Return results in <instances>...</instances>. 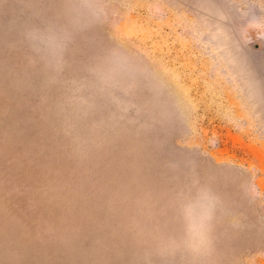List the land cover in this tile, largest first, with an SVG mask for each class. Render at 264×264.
Masks as SVG:
<instances>
[{
	"label": "rangeland",
	"instance_id": "374dc122",
	"mask_svg": "<svg viewBox=\"0 0 264 264\" xmlns=\"http://www.w3.org/2000/svg\"><path fill=\"white\" fill-rule=\"evenodd\" d=\"M0 264H264V0H0Z\"/></svg>",
	"mask_w": 264,
	"mask_h": 264
}]
</instances>
